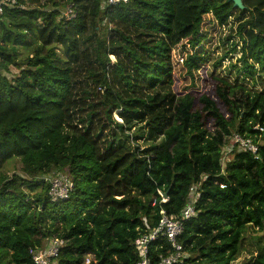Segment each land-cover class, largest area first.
I'll list each match as a JSON object with an SVG mask.
<instances>
[{"label":"trees","instance_id":"16d2710c","mask_svg":"<svg viewBox=\"0 0 264 264\" xmlns=\"http://www.w3.org/2000/svg\"><path fill=\"white\" fill-rule=\"evenodd\" d=\"M17 1L0 16V264H35L31 251L56 239L52 264H139L136 241L195 191L176 264H234L251 230L248 264H264V89L250 86L264 80V0ZM208 17L238 22L234 81L205 76ZM134 123L148 126L146 149ZM235 135L257 154L231 148ZM57 174L72 184L66 200L49 196ZM173 253L158 238L148 259Z\"/></svg>","mask_w":264,"mask_h":264},{"label":"built area","instance_id":"2783aa9c","mask_svg":"<svg viewBox=\"0 0 264 264\" xmlns=\"http://www.w3.org/2000/svg\"><path fill=\"white\" fill-rule=\"evenodd\" d=\"M129 0H105L103 7L118 5L121 3H127ZM17 0H0V16L3 15L5 8L17 7ZM23 8V7H22ZM63 17L67 20H72L76 17V7L75 5L69 6L62 13ZM258 129V128H257ZM263 131L262 128H259ZM233 145L238 146L239 151L252 152L254 155L258 152V147L255 145L251 139H245L239 135H235L233 138ZM46 182L50 185L49 196L53 201L66 200L72 191V184L69 179L63 174H57L55 176H46ZM224 188V186H222ZM196 191L191 197L190 202L187 207L183 210L179 217L168 218L165 213L162 214L163 219L157 229L153 230L151 234L143 236L136 241V247L140 253L142 261L139 264H150L148 259L149 245L152 241L158 238H166V240L172 244L175 249V253L170 255L168 258H163L161 264H176L182 261L183 249L178 245V238L181 236L184 228V223L190 220L195 215L194 204L196 202L195 196ZM197 197H199L197 195ZM63 240H53L48 246L32 250V256L35 264H52V260L59 255L60 248L64 245ZM91 258L88 257L85 260V264H90ZM182 263V262H181Z\"/></svg>","mask_w":264,"mask_h":264},{"label":"rangeland","instance_id":"374dc122","mask_svg":"<svg viewBox=\"0 0 264 264\" xmlns=\"http://www.w3.org/2000/svg\"><path fill=\"white\" fill-rule=\"evenodd\" d=\"M206 25L204 27V31L206 32L207 41L205 42V47L207 49V53L209 55L208 62L211 61V64H209L207 67H205V70H207L208 73H206L205 76H210L213 73L214 74H220V76H227L230 80H235V69L233 70L232 74H229L228 69H231V65H235L238 68H241L242 62H241V56H242V42L240 40L239 34H237V27L238 22L230 21L228 25L220 27L216 20L213 17H208L206 20ZM236 45V51L233 52L232 48ZM181 51L177 53V56L179 57L181 55ZM26 56V52H23V57ZM225 56V57H224ZM220 59L224 60L222 61L221 67H219L217 70H214L212 68V65L215 62H218ZM111 60L115 62V58L111 57ZM12 72L16 73L17 71L15 68H12ZM87 75L85 74L86 77ZM241 77V76H240ZM242 78V77H241ZM248 80L244 82H248ZM82 86L85 85H91L92 88V82L88 79H81L80 80ZM252 83V82H251ZM80 86V85H79ZM252 88L254 89H264V80L256 81L255 83L250 84ZM116 119L119 120L118 116L116 115ZM130 135H133L135 138L138 137L136 140L137 145L141 149H146L149 145L146 139H148V126L147 124H140V123H134L130 126V130L127 132ZM162 139H159L157 141V144L161 143ZM135 143V141L133 140ZM233 143V142H232ZM150 149V148H149ZM22 163L20 160L15 159L8 163L3 172L5 174H8L9 176H12L16 173H21ZM256 231L251 230L250 233L247 234L244 244H243V253L240 257V259L235 262L234 264H248V260L250 259L252 254L257 253V247H256V241L254 240V237L256 235H261L260 233H255Z\"/></svg>","mask_w":264,"mask_h":264},{"label":"water","instance_id":"95a60500","mask_svg":"<svg viewBox=\"0 0 264 264\" xmlns=\"http://www.w3.org/2000/svg\"><path fill=\"white\" fill-rule=\"evenodd\" d=\"M229 1L234 4V8L240 9V10L244 9L243 0H229ZM164 198H167V197L164 196Z\"/></svg>","mask_w":264,"mask_h":264}]
</instances>
